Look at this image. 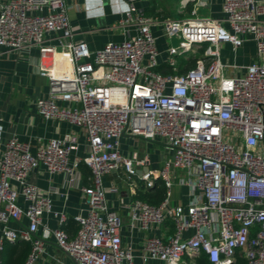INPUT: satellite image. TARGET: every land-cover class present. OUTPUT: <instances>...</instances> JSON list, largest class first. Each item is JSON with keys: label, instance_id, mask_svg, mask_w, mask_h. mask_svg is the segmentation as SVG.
<instances>
[{"label": "built area", "instance_id": "obj_1", "mask_svg": "<svg viewBox=\"0 0 264 264\" xmlns=\"http://www.w3.org/2000/svg\"><path fill=\"white\" fill-rule=\"evenodd\" d=\"M77 1L10 0L1 5V48L45 50L56 35L71 72H43L50 89L37 100V109L45 119L83 128L88 144L86 157L72 161V136L38 139L35 152L17 137L0 142V250L4 240L29 241L26 264H40L46 241L54 239L74 264H182L201 254L211 264H233L238 256L248 264H264V0H223L222 19L160 20L131 4L120 24H135L137 33L97 51L76 39L79 31L69 12ZM159 24L178 43L169 46L168 63L176 69L177 57L196 55L195 67L182 73L157 71L160 52L152 29ZM250 41L256 46L255 61L242 75H226V68L241 66L221 60L222 44L236 51ZM125 135L161 139L171 155L164 157L161 169H151L148 156L122 153ZM82 163L92 172L90 186H80ZM40 167L64 174L69 187L80 186L86 195L87 214L73 217L75 236L65 229L69 214L54 210L50 194L31 181ZM142 167L147 170L138 174ZM176 170L186 172L182 182L195 192L188 205L172 204ZM113 172L134 178V192L159 178L164 181L165 200L156 206L135 199L129 225L149 231L171 223L173 234L148 236L139 252L124 245L123 220L108 206L103 182ZM48 213L57 219V228L44 225ZM25 220L18 229L9 226Z\"/></svg>", "mask_w": 264, "mask_h": 264}, {"label": "crops", "instance_id": "obj_2", "mask_svg": "<svg viewBox=\"0 0 264 264\" xmlns=\"http://www.w3.org/2000/svg\"><path fill=\"white\" fill-rule=\"evenodd\" d=\"M10 0H0L1 5ZM78 0L73 3L70 9V22L77 28L79 33L76 39L85 41L92 51L103 48L109 42H122L130 35L137 33L135 24L126 27L121 26V21L125 18V13L131 4L138 10H143L147 16L156 17L160 20L168 18L187 19L193 16L201 18L222 19L225 17L223 11V0ZM195 12V14H194ZM226 26H228L226 24ZM153 33L157 38V45L160 52L159 67L171 66L168 61L170 55L168 48L177 40H171L165 35L162 25L153 26ZM56 35H52L41 48H31L30 51H15L0 47V142L3 144L17 137L22 142L32 145L35 152L39 140L52 138L63 139L67 136L74 137V150L71 160L83 159L87 155V134L79 126L68 122L48 120L40 116L37 109V100L49 95V79L43 72L54 71L58 75H67L71 72L69 57L59 49ZM252 50L251 58L242 57L244 50ZM256 57V46L254 42H246L236 51L232 44L223 43L221 46V60L227 63H234L235 59H241L242 63L235 62L241 67L235 70L225 69L228 76H239L245 73L244 67L252 64ZM190 56H179L176 58L177 67L173 73H182L188 69V59ZM157 68V69H158ZM163 72H168L163 71ZM168 74V73H167ZM39 139V140H38ZM143 139L140 137L125 135L121 140V151L124 155L131 158L150 159V168L159 170L163 166L164 157L171 154L166 151L160 159L152 158L141 150ZM145 140V139H143ZM134 142L135 147L133 146ZM147 170L145 167L138 168V174ZM82 179L80 186H90L91 176L86 178L85 172L81 170ZM187 177L183 170H176L174 173V186L172 194V204L188 205L195 199L193 189L182 182ZM31 181L36 183L43 191L48 192L53 201L54 210H64L71 218L78 214L86 215L88 203L86 195L81 187H69L65 182L66 177L62 173H49L44 167H40L31 174ZM104 186L108 190L107 203L110 208L116 210L123 220L122 237L124 245L133 246L136 252L143 247L146 238L152 234L169 236L174 232V225H155L149 231L133 229L129 225V205L136 199L133 185L127 183L124 178H119L113 172L104 177ZM115 188L116 190H111ZM70 218V219H71ZM27 220L22 223L10 221L11 228H20L26 225ZM45 226L55 229L58 221L52 213L45 214L43 217ZM78 225V224H77ZM67 227V226H66ZM4 225L0 222V243ZM68 230V229H67ZM69 234L75 236L78 229L71 228ZM42 234V230L40 232ZM6 240L2 242L3 247ZM45 254L40 264H74V262L64 254L58 247L54 239L46 241ZM3 248L0 250V258ZM196 262L195 258L186 257V262ZM150 264H162L159 261H152Z\"/></svg>", "mask_w": 264, "mask_h": 264}, {"label": "trees", "instance_id": "obj_3", "mask_svg": "<svg viewBox=\"0 0 264 264\" xmlns=\"http://www.w3.org/2000/svg\"><path fill=\"white\" fill-rule=\"evenodd\" d=\"M198 56L191 55L188 59V68L196 66V60ZM168 72H163L167 71ZM157 71L167 74L173 73L171 66L158 68ZM80 169L85 172L86 178L92 175L89 167L82 163ZM167 196V187L164 181L159 178L157 179L152 186L141 185L135 194L136 199L143 200L151 205H160ZM67 226V227H66ZM65 226V229L70 230L71 228L78 229L77 222L74 218H71L68 224ZM67 230V231H68ZM69 232V231H68ZM32 252V243L25 240H6L4 243L2 255H1V264H26V261ZM197 264H211L205 254H201L195 257ZM233 264H248L247 260L238 256L236 261Z\"/></svg>", "mask_w": 264, "mask_h": 264}, {"label": "rangeland", "instance_id": "obj_4", "mask_svg": "<svg viewBox=\"0 0 264 264\" xmlns=\"http://www.w3.org/2000/svg\"><path fill=\"white\" fill-rule=\"evenodd\" d=\"M175 45H177L178 43H173ZM252 50L250 49H246L244 50V53H241L242 57L244 58H248L250 57L251 58V55H252ZM234 60V63L236 62H239L242 63V58L238 61L237 59H233ZM137 145V142H134L133 146L135 147ZM139 144L141 143V150L142 151H145L147 155H150L152 156V158L155 159L158 158L160 159L161 156L165 153V145H164V142L161 140V139H156V140H143L141 139L139 142ZM123 178L125 179V181L127 183H129L130 185L133 183V180L134 178H129L126 174H123ZM182 264H192V261H189L187 263L183 262Z\"/></svg>", "mask_w": 264, "mask_h": 264}, {"label": "water", "instance_id": "obj_5", "mask_svg": "<svg viewBox=\"0 0 264 264\" xmlns=\"http://www.w3.org/2000/svg\"><path fill=\"white\" fill-rule=\"evenodd\" d=\"M158 175V174H157Z\"/></svg>", "mask_w": 264, "mask_h": 264}]
</instances>
